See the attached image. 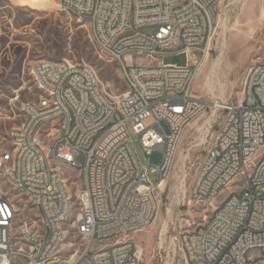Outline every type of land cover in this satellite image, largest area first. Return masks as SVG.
Returning a JSON list of instances; mask_svg holds the SVG:
<instances>
[{"label":"built area","instance_id":"1","mask_svg":"<svg viewBox=\"0 0 264 264\" xmlns=\"http://www.w3.org/2000/svg\"><path fill=\"white\" fill-rule=\"evenodd\" d=\"M163 2H170L171 13H163ZM224 2L59 0L63 11L87 21L90 39L102 58L117 64L125 90L115 92L85 61L59 60L79 70L78 80L54 69L56 60L30 67L53 99L22 101L23 119L10 128V145H0V182L11 190L0 186L6 200L0 256H9L10 264H141L143 249L132 234L156 225L176 147L199 119L193 140L208 147L180 203L213 199L219 218L207 222L206 216L169 236L160 230L154 258L157 264H264V57L249 67L240 100L194 92ZM181 22L190 23V31L178 30ZM146 26H155L153 34L142 31ZM184 32H191L189 42H182ZM167 52L187 59L165 63ZM55 114H67V123ZM136 140L148 153L162 150V163H142ZM72 171H85L84 185L69 184ZM20 195L35 206L33 222L20 219ZM1 222H11L10 235L1 233ZM72 227L81 242L68 241ZM249 245L257 246L254 257H246Z\"/></svg>","mask_w":264,"mask_h":264},{"label":"rangeland","instance_id":"2","mask_svg":"<svg viewBox=\"0 0 264 264\" xmlns=\"http://www.w3.org/2000/svg\"><path fill=\"white\" fill-rule=\"evenodd\" d=\"M263 10L264 0H225L221 21L208 56L209 61L207 62L208 58L204 61L194 84L197 95L223 102L242 98L249 67L264 57ZM142 31L153 34L155 26L143 27ZM89 34L87 21L63 11L59 0H0V145H10L8 132L23 119L20 103L40 95L30 74V67L36 60L85 61L99 71L104 81L113 84L115 92L125 90L117 64L99 55ZM186 59L184 54L170 52L163 57L165 63L180 65ZM220 59L221 63L217 65L216 61ZM16 95H20V102L14 105L12 98ZM196 127L197 124L193 123L178 144L169 178L160 198L156 225L132 234L143 247L141 264H157L154 258L156 235L164 228L165 223L168 224L166 229L169 236L183 229L195 228L204 222L206 216L212 215L213 210L203 205H182L177 193L183 166L186 165L189 189L208 147V143L199 145L200 141L193 140L197 134ZM134 148L144 164L159 165L163 161L164 152L160 149L148 153L138 140L135 141ZM77 160L82 162L83 156L80 155ZM151 179L154 182L158 180L152 174ZM79 182L78 173L72 171L69 184ZM0 186L7 192L11 191L3 182H0ZM226 195L227 192L221 193L217 198L218 202ZM20 196V219L33 222L36 219L35 206L27 196ZM74 240L82 241L72 227L68 241ZM72 251L73 249L65 253V261Z\"/></svg>","mask_w":264,"mask_h":264},{"label":"bare ground","instance_id":"3","mask_svg":"<svg viewBox=\"0 0 264 264\" xmlns=\"http://www.w3.org/2000/svg\"><path fill=\"white\" fill-rule=\"evenodd\" d=\"M152 1H160V0H152ZM163 13H171L170 2H163ZM262 18L264 19V10L262 11ZM178 30L190 31V23H188V22L178 23ZM189 39H191V32H184V34H182V42H189ZM208 56H206L204 61L208 58ZM204 61L202 63V67L204 65ZM208 61H209V58L207 59V62ZM220 63H221V59L216 61L217 65H219ZM216 64L214 66H216ZM68 65H77V62H73V61L68 60ZM31 67H35V62L32 64ZM202 67H201V69H202ZM54 69H61L62 74H69V80H78L79 79V70L74 69V66H63V61H55L54 62ZM201 69H200V71H201ZM200 71H199V73H200ZM34 83H35L36 88L40 92L39 98L53 99V91H49L47 89V85L40 84V81H34ZM19 108L21 110V107H19ZM55 121H58L60 123H67V114H55ZM207 122H208V120H206L205 123H207ZM193 123H196L197 127L201 128L200 120L199 119L194 120L186 128L182 138L189 131V129L192 128ZM182 138L180 139V141L182 140ZM204 140H205V138H204ZM177 147H178V145H177ZM177 147H176V149H177ZM175 152H176V150H175ZM183 167H184L183 175L180 176L178 189H177L178 195H180V193L182 191L187 189L186 165H184ZM76 172L78 173V176L80 179V182L77 185H84L85 184V171H76ZM33 184H40V177H33ZM165 184H167V183H164V185ZM192 204L198 205V200H191V205ZM201 205L208 207V208H211L213 210L212 215L207 216V222H216V220L219 218L218 204H216L213 199H205L201 202ZM5 208H6V200H0V212L4 211ZM39 225H46V216H39ZM163 227L164 228H162V232L167 233L168 229H166V228H168V224L165 223V225ZM1 233H3V235H10L11 234V222H1ZM142 249H143V247H142ZM255 253H257V246L256 245H249L246 249V257H254ZM0 264H10V257L9 256H0Z\"/></svg>","mask_w":264,"mask_h":264}]
</instances>
